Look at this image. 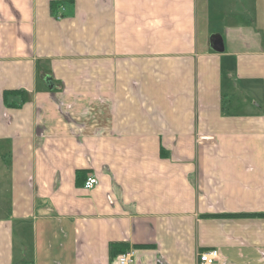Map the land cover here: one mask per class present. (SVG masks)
Instances as JSON below:
<instances>
[{"label":"crops","instance_id":"0c3cea01","mask_svg":"<svg viewBox=\"0 0 264 264\" xmlns=\"http://www.w3.org/2000/svg\"><path fill=\"white\" fill-rule=\"evenodd\" d=\"M130 248L264 264V0H0V264Z\"/></svg>","mask_w":264,"mask_h":264},{"label":"built area","instance_id":"2783aa9c","mask_svg":"<svg viewBox=\"0 0 264 264\" xmlns=\"http://www.w3.org/2000/svg\"><path fill=\"white\" fill-rule=\"evenodd\" d=\"M57 19L61 18L60 14L56 15ZM212 136L200 137V140L212 139ZM99 183V179L95 174L88 175L83 183V187L91 189ZM135 250L133 248L127 249L115 257V264H130L133 262ZM220 259V252L217 249H209L199 253V264H214Z\"/></svg>","mask_w":264,"mask_h":264},{"label":"trees","instance_id":"16d2710c","mask_svg":"<svg viewBox=\"0 0 264 264\" xmlns=\"http://www.w3.org/2000/svg\"><path fill=\"white\" fill-rule=\"evenodd\" d=\"M15 93V90H8V91H4L3 92V96L4 98H6L7 95L13 94ZM250 215H254V214H250Z\"/></svg>","mask_w":264,"mask_h":264}]
</instances>
